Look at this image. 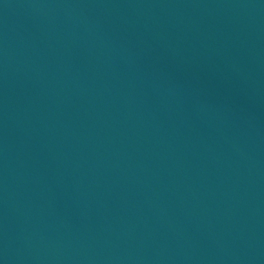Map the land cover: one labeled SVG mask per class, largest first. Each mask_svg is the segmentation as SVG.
I'll list each match as a JSON object with an SVG mask.
<instances>
[{"label":"water","instance_id":"1","mask_svg":"<svg viewBox=\"0 0 264 264\" xmlns=\"http://www.w3.org/2000/svg\"><path fill=\"white\" fill-rule=\"evenodd\" d=\"M0 264H264V0H0Z\"/></svg>","mask_w":264,"mask_h":264}]
</instances>
